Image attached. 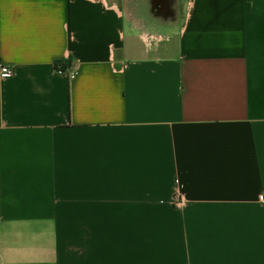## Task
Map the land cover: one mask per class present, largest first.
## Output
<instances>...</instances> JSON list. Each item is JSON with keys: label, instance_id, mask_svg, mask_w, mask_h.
Returning <instances> with one entry per match:
<instances>
[{"label": "crops", "instance_id": "obj_1", "mask_svg": "<svg viewBox=\"0 0 264 264\" xmlns=\"http://www.w3.org/2000/svg\"><path fill=\"white\" fill-rule=\"evenodd\" d=\"M262 194L264 0H0V264H264Z\"/></svg>", "mask_w": 264, "mask_h": 264}, {"label": "built area", "instance_id": "obj_2", "mask_svg": "<svg viewBox=\"0 0 264 264\" xmlns=\"http://www.w3.org/2000/svg\"><path fill=\"white\" fill-rule=\"evenodd\" d=\"M57 70L59 72H62V67L61 66H58L57 67ZM1 71H2L3 76H10L12 74L11 70L9 68H7V67H2ZM72 75H73V77L78 76L79 75V71L77 70V71L73 72ZM259 200L261 202H264V194H262V195L259 196Z\"/></svg>", "mask_w": 264, "mask_h": 264}]
</instances>
